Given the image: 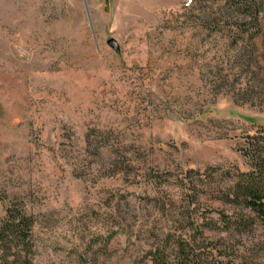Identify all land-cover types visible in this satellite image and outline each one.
I'll return each instance as SVG.
<instances>
[{"label": "rangeland", "instance_id": "obj_1", "mask_svg": "<svg viewBox=\"0 0 264 264\" xmlns=\"http://www.w3.org/2000/svg\"><path fill=\"white\" fill-rule=\"evenodd\" d=\"M233 16L212 0H0V218L33 215L36 264H151L189 212L220 264H264L263 228L216 221L264 129V19L254 36Z\"/></svg>", "mask_w": 264, "mask_h": 264}, {"label": "trees", "instance_id": "obj_2", "mask_svg": "<svg viewBox=\"0 0 264 264\" xmlns=\"http://www.w3.org/2000/svg\"><path fill=\"white\" fill-rule=\"evenodd\" d=\"M224 2L235 14L236 27L255 28L262 34L264 0H212ZM245 171H237L234 182L218 197L232 207V214L217 212L219 229L225 233H250L256 226L264 229V129L246 137L241 148ZM35 219L20 205L11 203L0 218V264H36ZM179 234L165 236L162 244L149 252L151 264H220L212 254L216 246L203 236L202 228L215 229L211 223H199L189 212L179 221ZM185 229V232L183 231ZM206 252L205 254L203 252Z\"/></svg>", "mask_w": 264, "mask_h": 264}, {"label": "water", "instance_id": "obj_3", "mask_svg": "<svg viewBox=\"0 0 264 264\" xmlns=\"http://www.w3.org/2000/svg\"><path fill=\"white\" fill-rule=\"evenodd\" d=\"M107 44L113 49V50H115V51H117L118 50V44H117V42L115 41V40H113V39H109L108 41H107Z\"/></svg>", "mask_w": 264, "mask_h": 264}, {"label": "built area", "instance_id": "obj_4", "mask_svg": "<svg viewBox=\"0 0 264 264\" xmlns=\"http://www.w3.org/2000/svg\"><path fill=\"white\" fill-rule=\"evenodd\" d=\"M189 4H190V1H189V2H187V3L185 4V6L187 7V6H189Z\"/></svg>", "mask_w": 264, "mask_h": 264}]
</instances>
